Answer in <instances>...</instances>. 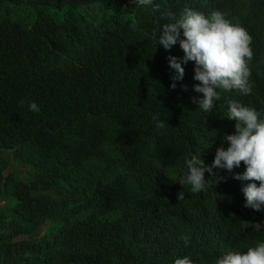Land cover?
Here are the masks:
<instances>
[{"label":"trees","instance_id":"1","mask_svg":"<svg viewBox=\"0 0 264 264\" xmlns=\"http://www.w3.org/2000/svg\"><path fill=\"white\" fill-rule=\"evenodd\" d=\"M246 1L245 15L238 0L136 3L131 24L120 14L127 0H0V264H173L185 256L214 264L264 242L260 217L244 204L230 208L181 184L186 157L202 154L211 165L222 137L235 133L228 100L264 115L262 61L248 63L250 94L217 89L221 99L207 113L192 103L202 94L170 89L167 58L183 57L179 43L165 50L153 40L161 15L185 6L205 16L226 9L251 30V9L261 15ZM99 2L114 11L99 25L45 11ZM21 5L38 7L35 17L15 21L12 6ZM262 41L264 24L258 55ZM182 66L175 83L198 84L194 62ZM158 120L168 125L157 128Z\"/></svg>","mask_w":264,"mask_h":264},{"label":"clouds","instance_id":"2","mask_svg":"<svg viewBox=\"0 0 264 264\" xmlns=\"http://www.w3.org/2000/svg\"><path fill=\"white\" fill-rule=\"evenodd\" d=\"M136 3L142 7L151 4L152 0H127V3L121 6L132 4L129 8H133ZM99 4H102L103 8L109 10L111 14L114 12L104 2H99ZM251 5L261 15V18L257 19L254 10L251 9V30L237 21L233 14L226 9L212 11L210 15L205 16V14L185 6L179 16L171 11L161 15L160 20L165 23L160 24L158 30L153 32L155 46L159 44L165 50H170L179 43V47L184 53L183 57L179 59L175 56L167 58L170 69H173L175 73L171 77L173 83L170 85L173 93L182 97H185L188 91L191 95L192 91L202 94V97H193L192 103L207 113L212 112L217 101L221 99L217 89L237 90L245 95L251 93L252 86L249 82L251 73L248 63L256 57L262 61L264 67V54L258 55L254 44L255 40H261L262 25L264 24V0H251ZM237 6L243 15L249 9L246 0H238ZM33 7L37 12L38 7ZM67 7L65 17L70 12L76 14L75 9L78 7ZM51 8H47L45 11ZM156 11H159L158 6H156ZM79 18L84 20L82 17ZM84 21L91 25H99L104 22ZM181 30L183 39H180ZM260 46L264 53L261 43ZM189 61H193L195 64L193 79L199 83L194 84L193 87L188 83L176 84V81H181L184 77L182 65ZM29 109L34 112L40 110L35 102L29 103ZM226 118L235 121V133L225 134L222 137L221 146L216 149L211 165L204 164L202 154L199 158L194 154L190 158L186 157L187 171L181 184H188L193 192L202 191L205 196L219 195L222 204H229L230 208L232 202L236 205L241 203L243 206L244 204L243 209L259 216L261 224L264 226V115L236 100H228ZM153 119L157 120L158 118L154 116ZM166 124L165 120H158L156 126L162 129ZM224 143H227V148L223 146ZM213 169L222 170L216 174ZM205 173L209 174V178H212L211 181L209 178H205ZM183 199L184 192L181 191L177 194V200L182 201ZM256 227L260 229L259 224H256ZM173 264H193V262L185 256L175 258ZM214 264H264V242H258L254 247H248L245 252L223 254L217 258Z\"/></svg>","mask_w":264,"mask_h":264},{"label":"rangeland","instance_id":"3","mask_svg":"<svg viewBox=\"0 0 264 264\" xmlns=\"http://www.w3.org/2000/svg\"><path fill=\"white\" fill-rule=\"evenodd\" d=\"M132 6V4L130 5ZM128 5H123L120 14L122 15V18L125 19L128 23H133V14L131 11V8ZM13 13H14V20L15 21H25L27 18V21L29 18L35 17V8L34 7H28V6H12ZM68 7L64 6L60 9H49L48 13L51 15L52 18H54L57 21H62L64 19V15L67 12ZM75 13L78 15V17H82L87 22H96V23H102L106 19H108L111 15V12L107 9H104L102 4H93L90 6L85 7H78L75 9ZM9 160L12 162V158L10 155H7ZM13 168L19 172H22L23 169L17 167L14 162L12 164Z\"/></svg>","mask_w":264,"mask_h":264}]
</instances>
